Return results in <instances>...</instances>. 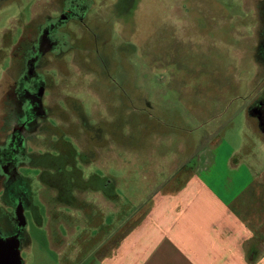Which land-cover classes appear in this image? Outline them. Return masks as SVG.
<instances>
[{"label":"rangeland","instance_id":"rangeland-1","mask_svg":"<svg viewBox=\"0 0 264 264\" xmlns=\"http://www.w3.org/2000/svg\"><path fill=\"white\" fill-rule=\"evenodd\" d=\"M63 1L0 2V41L7 37V45L0 42V142L17 119L13 108L4 106L11 75L10 70L2 75L12 58L8 45L23 30L32 37L39 24L58 15ZM87 1L84 22L69 21V40L52 48L57 55L46 51L40 57L47 116L24 133L25 152L34 155L30 163L39 165L22 164L18 170L34 205L22 206V264H97L104 252L90 257L87 250L96 248L95 236L116 227L108 212L96 213L98 201L104 207L116 204L118 211L125 203V214L182 164L201 175L210 168L211 151L221 163L245 134L253 153L264 156V138L251 131L246 113L251 102L264 99V0ZM62 148L65 172L71 157L68 199L76 209L64 207L49 186L55 182L48 174L58 162L47 154L54 157ZM94 174L103 175L114 196L96 192ZM6 202L0 193L1 237L13 225ZM95 217L106 224L100 236ZM128 218L118 225V239ZM84 219L92 225L82 230ZM79 234L85 236L82 246Z\"/></svg>","mask_w":264,"mask_h":264},{"label":"crops","instance_id":"crops-1","mask_svg":"<svg viewBox=\"0 0 264 264\" xmlns=\"http://www.w3.org/2000/svg\"><path fill=\"white\" fill-rule=\"evenodd\" d=\"M253 102L247 106L246 113L253 121L251 131L263 139L264 126L259 123L257 112H250ZM253 145L245 134L241 146L233 145L221 163L211 151L210 168L201 171V175L193 174L187 163L182 168V164L160 179L144 203L141 201L131 209L126 205L125 214V203H120L122 209L118 211V207H114L116 204L104 207L102 201H98L96 213L98 211L101 215L103 212L105 216L108 212L111 215L109 223L116 227L108 233L104 231L105 236L99 239L95 236L96 248L87 250V255L91 257L104 252L95 259L97 264H264V156L253 153ZM57 151L59 153L54 157L47 155L61 160L64 149ZM70 161L71 157L67 172L62 163L60 167L56 166L50 176L55 183H59L55 179L61 177L58 173L67 177L70 183ZM94 175L99 179L95 184L96 192L101 195L105 189H110L108 191L114 196L111 184L103 186V175ZM55 183L49 186L59 193V186ZM64 186L62 184V189ZM70 194H73V189L69 190ZM1 197L7 201L5 206L11 221L8 205L14 214L13 202L2 193ZM109 201L107 204L112 202ZM61 202H64V207L76 209L71 200L62 199ZM136 210L138 217L134 215ZM124 217H129L126 221L128 226L118 239V225L126 220ZM94 222L95 228L100 223V236L102 226L106 224L102 223L101 217H95ZM87 223L92 225L86 219L82 230L89 225ZM9 233L5 237L11 236ZM84 239L85 236L79 234L77 241L80 246ZM67 254L70 257L72 252Z\"/></svg>","mask_w":264,"mask_h":264},{"label":"flooded vegetation","instance_id":"flooded-vegetation-1","mask_svg":"<svg viewBox=\"0 0 264 264\" xmlns=\"http://www.w3.org/2000/svg\"><path fill=\"white\" fill-rule=\"evenodd\" d=\"M87 3H89L87 0H64L58 15L39 24L32 37L25 36L23 30L16 43L8 45L12 48V58L8 59L2 75L6 70H10L11 75L3 90L4 106L12 107L17 119L12 125L10 134L8 133L0 142V192L4 196L13 198V209L18 203L23 207H32L23 189L24 181L18 170L22 164H29V166L38 164V162L30 163L34 155L30 156L25 152L24 133L33 131L38 117L47 116V108L42 103V90L44 92L46 88L47 78L42 77L39 67L43 65H41L40 57L46 51L57 55L58 51L52 48L59 45L63 39L69 40L70 34L66 29L69 21H76L80 25L84 22ZM6 38L4 35V40L1 38L0 42L7 45ZM40 91L41 94H39ZM251 111L257 112L259 123L264 126V99L255 100L250 107ZM50 158L54 159L49 156ZM48 176L51 175L48 174ZM11 221L13 227L9 228V235L17 232L20 236L22 229L16 226L13 213Z\"/></svg>","mask_w":264,"mask_h":264},{"label":"water","instance_id":"water-1","mask_svg":"<svg viewBox=\"0 0 264 264\" xmlns=\"http://www.w3.org/2000/svg\"><path fill=\"white\" fill-rule=\"evenodd\" d=\"M39 94H41V91ZM14 218L18 229L25 225L23 207L20 203L14 209ZM19 245L17 233L8 237L0 236V264H22Z\"/></svg>","mask_w":264,"mask_h":264},{"label":"trees","instance_id":"trees-1","mask_svg":"<svg viewBox=\"0 0 264 264\" xmlns=\"http://www.w3.org/2000/svg\"><path fill=\"white\" fill-rule=\"evenodd\" d=\"M57 159V161L56 162H58V164H56V166H58V167H60L61 166V164H60V159L59 158H56ZM58 174H61V173H58ZM105 181L106 180H103V186L104 185H107L106 183H105ZM55 184H57L58 186H59V189H60V191H59V195H60V197L62 198V199H67V200H69L68 198H69V186H68V184L70 185V183H69V179H67V177H65L64 178V176L62 177H60V181H59V183H55ZM62 184H63V186L65 187L64 189H62ZM109 189H105V193L106 192H109L108 191ZM8 199L10 200V201H13V198L11 197V196H8Z\"/></svg>","mask_w":264,"mask_h":264}]
</instances>
